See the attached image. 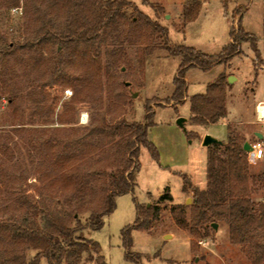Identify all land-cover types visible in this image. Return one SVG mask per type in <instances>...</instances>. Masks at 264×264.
I'll list each match as a JSON object with an SVG mask.
<instances>
[{"label": "rangeland", "instance_id": "rangeland-1", "mask_svg": "<svg viewBox=\"0 0 264 264\" xmlns=\"http://www.w3.org/2000/svg\"><path fill=\"white\" fill-rule=\"evenodd\" d=\"M8 1L0 0V49L9 42L21 40L32 25L23 6L24 0H19V7L9 8L5 7ZM37 1L42 10L48 11L55 21L59 20L61 0ZM130 1L153 23L166 28L168 42L164 34L152 32L146 23L137 21L133 26H111L103 41L94 42L98 55L88 45L58 49L61 62L56 64V75L72 80L86 78L94 83L93 71L97 65L100 67L101 90L96 91L97 94H79L73 101L76 91L72 86L56 81L45 67L33 65L35 59L46 57L45 50L18 49L0 57V220L29 218L42 224L41 216L21 206L24 197L44 198L52 208L69 212L76 205L75 202L72 206L69 204L70 191L50 183L49 179L42 182L36 178L38 149L47 151L42 142L79 135L99 107L108 111L116 109L109 118L125 117L141 122L148 102L153 110L148 139L155 146L158 157L155 159L141 147L134 190L116 196V207L104 216L102 227L98 230L86 228L84 235L99 245L108 264H127L120 232L134 221L135 203H144L157 207L158 214L149 229L132 231V251L141 254V264H250L240 247L230 244L222 224L217 225L215 234L209 231L207 237L193 239L187 230L175 223L170 206L185 205L189 214L192 194L182 191L181 173L188 174L194 186L205 187L207 151L212 148V145L202 146L205 134L224 142L228 136L236 135L253 142L257 139L255 132L264 134V123L256 121L254 111L257 101L264 99V0H195L197 15L189 22L183 11L185 3L191 0H147L159 10L144 4V0ZM241 11V28L255 39L256 54L250 42L245 41L240 45V53L227 63H220L207 72L190 68L185 74L184 102L177 104L171 100L180 58L170 55L162 46L166 43L184 45L204 54H218L230 46V30L236 29ZM126 14L131 17L132 9L128 8ZM149 47H154L150 53ZM229 75L235 80L227 82L226 116L207 125L192 123L190 96L204 93L207 84ZM50 81L54 83L49 84ZM122 86L125 87V103L120 102L117 107L109 105L107 90L122 92ZM66 88L71 89L70 96L64 95ZM10 94L16 97L13 104L8 101ZM98 94L102 97V105L92 100ZM113 101L116 102L115 98ZM67 106L69 109L63 114L67 121L62 123L59 115ZM178 117L186 118L185 130L176 123ZM186 132L193 136L188 137ZM86 166L83 165L82 170ZM46 169L54 176L59 171L51 164ZM262 172L264 159L249 164L250 174ZM166 189H169L172 202L159 199ZM253 198H264V190L260 189ZM87 215L88 212L79 215L82 223L86 222ZM4 232L0 229V255L9 258L12 245ZM200 240L204 243L200 244ZM24 252L26 259H30L37 250L28 248ZM95 256L91 246L81 254L78 264H96ZM40 264H47L44 258Z\"/></svg>", "mask_w": 264, "mask_h": 264}, {"label": "trees", "instance_id": "trees-1", "mask_svg": "<svg viewBox=\"0 0 264 264\" xmlns=\"http://www.w3.org/2000/svg\"><path fill=\"white\" fill-rule=\"evenodd\" d=\"M143 2L159 10L157 6L147 3V0ZM5 3L8 8L19 7V0ZM23 3L32 25L21 40L9 42L1 48L0 57L4 58L18 49L32 52L45 50L46 57L35 59L33 65L45 67L56 81L64 86H72L76 91L73 101L77 100L79 94L88 96L101 90L100 67L97 65L93 71L94 83L86 78L72 80L56 75V64L61 62L58 60L59 47L68 49L88 45L98 55L94 42L103 41L111 26H133L137 21L146 23L152 32L164 34V40L168 42L166 28L153 23L130 0H61L58 21L48 11L42 10L37 0H24ZM128 8L132 9L131 17L126 14ZM197 11L198 3L195 0L187 1L183 11L186 22L193 20ZM241 13L236 20V29L230 30V46L218 54H204L184 45L166 43L162 46L170 55L180 58L171 100L177 104L184 102L187 90L185 74L190 68L207 72L220 63H227L232 56L240 53V45L245 41L250 42L256 54L255 39L241 28ZM153 49L149 47L148 53ZM226 86L227 78L222 77L207 84L204 93L190 96L189 119L192 123L207 125L226 116ZM122 89V92L116 93L107 90L109 105L117 107L120 102L125 103V87L122 86ZM15 100L14 94L8 96L10 104ZM92 100L102 105L100 95ZM68 109L69 106L65 107L59 115L62 123L67 121L63 114ZM113 110L97 108L77 136L42 142L47 151L38 149L39 164L35 170L37 180L43 182L49 179L50 183L61 185L64 191L69 190V204L72 206L75 202L76 205L69 212H64L52 208L44 198L24 197L21 206L41 216L43 223L29 218L0 220V229L5 231L12 245L9 258L0 255V264H40L42 258L47 264H78L81 254L91 246L96 253L95 263L108 264L99 245L87 238L83 231L86 228L100 229L104 216L116 207L115 197L134 190L140 168L141 147L146 148L155 159L158 157L155 146L148 139V129L152 125V106L147 102L141 122L127 120L125 117L109 118ZM187 135L193 136L192 133ZM227 139L226 142L221 141L212 144L211 149L208 148L204 188L194 186L190 176L181 173L182 191L192 194L189 214L186 206L178 203L170 206V213L175 223L187 230L193 239L205 238L209 231L215 234L217 230L212 227V223L222 224L230 244L239 246L250 264H264V198H253L260 189L264 190V172L249 173L250 163L247 151L243 148L244 139L237 135L228 136ZM3 152L7 154V149ZM49 164L59 169L55 176L46 169ZM83 165H87L85 170H82ZM159 199L172 202L169 189ZM135 208L134 221L120 232L127 264H141V254L132 251V231L149 229L158 214L157 207L144 203H135ZM87 212L86 222L82 223L79 215ZM190 244L192 250L194 247L192 242ZM28 248L37 250L30 259H26L24 252Z\"/></svg>", "mask_w": 264, "mask_h": 264}, {"label": "built area", "instance_id": "built-area-1", "mask_svg": "<svg viewBox=\"0 0 264 264\" xmlns=\"http://www.w3.org/2000/svg\"><path fill=\"white\" fill-rule=\"evenodd\" d=\"M72 94L71 89H64V95L70 96ZM255 119L258 122L264 123V100L257 102L255 105ZM251 149L247 151V159L250 164H255L259 160L264 159V135L262 139H255L253 142H250ZM200 244H203V241H199Z\"/></svg>", "mask_w": 264, "mask_h": 264}, {"label": "water", "instance_id": "water-1", "mask_svg": "<svg viewBox=\"0 0 264 264\" xmlns=\"http://www.w3.org/2000/svg\"><path fill=\"white\" fill-rule=\"evenodd\" d=\"M234 80H235V77L233 75H229L227 77V82L228 83H232ZM134 95H136V93H134ZM185 121H186V118L178 117L177 120H176V123L178 124V126L182 127L185 130V126H184ZM255 135H256V137L258 139H262L263 138V134L261 132H255ZM215 143H221V141L218 140L217 138L209 135V134H205L203 136V139H202V142H201L202 146H204V147H208V146H210L212 144H215ZM243 148H244L245 151H249L251 149L250 142L249 141H245L244 144H243ZM212 227L216 230L217 229V224L216 223H212Z\"/></svg>", "mask_w": 264, "mask_h": 264}, {"label": "crops", "instance_id": "crops-1", "mask_svg": "<svg viewBox=\"0 0 264 264\" xmlns=\"http://www.w3.org/2000/svg\"><path fill=\"white\" fill-rule=\"evenodd\" d=\"M262 100H264V99H262ZM259 101H261V100H258L257 102H259ZM224 118V117H223ZM223 118H221V119H223ZM220 120V119H219ZM218 120V121H219ZM262 133V132H261ZM263 134V133H262ZM264 135V134H263ZM250 142V141H249ZM205 184H206V179H205ZM218 232V231H217ZM175 236L174 235H172V238H174ZM172 238H170V239H172ZM188 238V237H187ZM188 240L190 241V239L188 238ZM203 243H204V241H203ZM191 254H192V251H191ZM197 260V258L195 259V261Z\"/></svg>", "mask_w": 264, "mask_h": 264}]
</instances>
